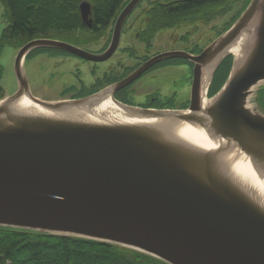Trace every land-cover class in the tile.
Masks as SVG:
<instances>
[{
	"label": "water",
	"instance_id": "obj_1",
	"mask_svg": "<svg viewBox=\"0 0 264 264\" xmlns=\"http://www.w3.org/2000/svg\"><path fill=\"white\" fill-rule=\"evenodd\" d=\"M143 1L130 0L122 9L101 54L47 38L19 49L16 92L0 101V228L106 243L165 264H264V201L221 161L222 154H236L264 179V109L258 101L264 86V0H250L199 55L158 54L120 82L84 98L50 102L32 94L25 70L31 53L60 50L88 62H107ZM79 10L82 24L91 28L90 3H81ZM239 44L243 48L236 53ZM229 57V74L210 96L216 73ZM171 59L194 67L187 109H142L116 100L118 91ZM23 98L51 115L15 110ZM104 100L140 123L60 116L90 112ZM160 122L187 127L215 150L170 136ZM260 189L264 193V183Z\"/></svg>",
	"mask_w": 264,
	"mask_h": 264
},
{
	"label": "trees",
	"instance_id": "obj_2",
	"mask_svg": "<svg viewBox=\"0 0 264 264\" xmlns=\"http://www.w3.org/2000/svg\"><path fill=\"white\" fill-rule=\"evenodd\" d=\"M90 3L93 27L82 24L79 6ZM130 0H0L4 7L6 28L0 36V54L7 48L19 50L38 38L54 39L88 47L109 38L115 19ZM250 0H144L148 7L147 20L141 29V42L151 44L157 35L181 25H204L214 21L231 2L240 3L226 31L242 14ZM135 31L132 33L134 35ZM108 42V39H107ZM138 44V42H137ZM53 50L41 49L30 54L27 61ZM129 57L136 51H128ZM227 70L223 74V65ZM232 64L229 57L218 69L210 95L215 94L226 80ZM3 69L0 65V79ZM223 74V75H222ZM104 84V83H102ZM95 90L82 89L81 95ZM67 94L63 93L61 96ZM77 95V94H75ZM0 87V98H4ZM0 264H165L150 256L122 247L73 237L44 235L0 228Z\"/></svg>",
	"mask_w": 264,
	"mask_h": 264
},
{
	"label": "rangeland",
	"instance_id": "obj_3",
	"mask_svg": "<svg viewBox=\"0 0 264 264\" xmlns=\"http://www.w3.org/2000/svg\"><path fill=\"white\" fill-rule=\"evenodd\" d=\"M240 3L231 2L228 7L221 10L214 21L209 24H185L177 28L160 32L153 40V49L151 54L160 53L172 48L198 52L201 51L221 35H218V31L223 30L226 26H228L231 19L236 14ZM143 7H146L145 3ZM6 26L7 21L4 16V7L0 4V36ZM101 43L104 42L101 41L100 43L90 45L87 48L90 51H96L102 46ZM124 45L127 47L131 45L127 38L124 42L122 41V46ZM140 48H142V46H140ZM18 51L19 50L17 49L7 47L0 54V65L3 69L2 77L0 79V87L3 89L5 97H9L14 94L17 89V81L14 75V61ZM139 51V53H141L142 50L140 49ZM121 55L125 58L123 65L132 66L136 63V57H129L128 53H118L115 58L121 57ZM115 58L110 64L114 63ZM76 64L80 69L79 73L78 71H75ZM107 66L108 64L101 65L100 69L104 70ZM227 67V65H223V74L226 72ZM25 70L32 94L41 100L50 102L60 101L63 99L61 91L65 86L69 85V83H74L75 78L73 77V74L78 73L87 86L92 84L95 78H97V75L94 77L91 74V71L93 70L92 66L87 64L84 66V64L78 62L77 60H69L63 56H58L57 54L52 53H42L31 58L26 62ZM156 75L157 80L152 82L150 81L148 84L144 83L148 90H145V88L142 90L138 88L140 91H138L137 94L157 90L159 94L164 97L169 96L175 90L178 92L180 99H183V87L186 86L187 91V88L190 87L189 83H185L182 80V77L185 75V68L176 66L175 68L161 70ZM141 85L142 83L138 84L137 87ZM3 99L0 98V101ZM136 100L141 101L142 99L137 97ZM258 101L264 109V86L260 91Z\"/></svg>",
	"mask_w": 264,
	"mask_h": 264
},
{
	"label": "flooded vegetation",
	"instance_id": "obj_4",
	"mask_svg": "<svg viewBox=\"0 0 264 264\" xmlns=\"http://www.w3.org/2000/svg\"><path fill=\"white\" fill-rule=\"evenodd\" d=\"M144 2V1H143ZM142 2V3H143ZM141 3V4H142ZM139 5L135 11L130 15L128 18L126 25L124 27L123 33H122V38L120 45L118 47V50L116 53L112 56L110 60L104 63H92L85 61L83 59H80L76 56H73L69 53H66L64 51L60 50H53L55 52H52V54H57L58 56H63L67 59H73L77 60L78 62H81L84 64V66L90 65L92 66L93 70L91 71V74L95 77L97 75V78H95L94 82L87 86L83 80L81 79L80 75L78 73L80 72V69L77 67V64L75 65V71H78V73L73 74V77L75 78L74 83H69V85L65 86L63 90L61 91V94L66 93L67 94L62 96V100H72V99H79V98H84L89 95L95 94L115 83L120 82L124 78H126L129 74H131L133 71H135L139 66L147 62L149 59L153 58L154 56L165 53V52H170V51H183L187 52L193 55H199L204 49L201 51H189L186 49H167L163 52L156 53V54H151L152 49H153V42L151 44H146L141 42V39L139 38L140 32L142 31L141 29L145 25V21L147 20V14H148V7H143L142 5ZM136 14V15H135ZM118 17V16H117ZM117 19V18H116ZM115 19V22H116ZM93 22V20H92ZM115 25V23H114ZM113 25V28H114ZM93 27V24H92ZM91 27V28H92ZM90 28V29H91ZM135 31L134 35L132 36V33ZM113 32V29H112ZM127 36V37H126ZM112 33L111 36L106 39H102L99 42H104L101 43L102 46L97 49L96 51H90L87 47H79L82 48L88 52L94 53V54H101L103 53L109 46L110 41H111ZM124 37V38H123ZM127 38L129 42L131 43L130 46H122V41ZM108 39V42H107ZM64 42V41H63ZM138 42V44H137ZM69 43V42H66ZM72 44V43H69ZM74 45V44H72ZM76 46V45H74ZM142 46V48H140ZM142 50L141 53H139V50ZM49 50V49H48ZM128 51H136V63L132 66H126L123 65V62H125V58L121 57L115 58V56L118 53H123L127 54ZM129 54V53H128ZM115 58L114 63L110 64L112 60ZM108 64V66L104 69L101 70L100 66ZM176 66L185 68V75L182 77V80L185 83H189L190 87H188V91L186 90V86L183 87V99H180L178 92L173 91L169 96H164L162 97L157 90L150 91V92H142L140 94H137L140 89L142 90L145 88V90L148 88L146 87V84L148 82H152L157 80V73L161 70L169 69V68H175ZM193 65L185 60L182 59H171V60H166L161 63L156 64L149 70H147L138 80L133 82L131 85L127 86L126 88L118 91L115 94L116 100H118L121 103H124L129 106L133 107H138L142 109H153V110H183L187 109L190 105V92H191V85H192V79H193ZM104 83V84H102ZM141 86L137 87L138 84H141ZM98 86L97 91L85 95H81L82 92L81 90L83 89H92L95 90V88ZM138 88H140L138 90ZM190 90V92H189ZM77 94V95H75ZM139 97L142 100L137 101L136 98Z\"/></svg>",
	"mask_w": 264,
	"mask_h": 264
},
{
	"label": "bare ground",
	"instance_id": "obj_5",
	"mask_svg": "<svg viewBox=\"0 0 264 264\" xmlns=\"http://www.w3.org/2000/svg\"><path fill=\"white\" fill-rule=\"evenodd\" d=\"M249 32H252L249 30ZM253 33V32H252ZM248 33H246L247 35ZM243 48V44H239L236 47L233 48V50L237 53H240ZM239 50V51H238ZM36 97V96H35ZM38 98V97H37ZM205 106L209 104L208 101H204L203 103ZM15 110L19 112L24 113H30V114H43V115H51L46 110L42 109L40 106L36 105L32 101L28 100L27 98H23L19 100V102L15 105ZM62 117H72L77 119H82L85 121H91V122H110L112 121H118L122 123H129V122H136L138 120L130 119L126 114L121 112L119 109H117L109 100H104L100 102V104L95 107L93 110L88 112L87 110H72L68 111L62 115ZM138 123H140L138 121ZM153 123V122H151ZM170 136L188 143L190 145H193L197 148L202 149L203 151L212 152L215 150V145L212 143H208L202 139L199 135L195 134L194 132H191L187 127L185 126H174L168 123H159ZM197 131V129H195ZM222 160L225 166L227 167L228 171L231 173V175L240 183H242L246 188L252 189L255 193H257L262 200L264 201V193L260 189V185L264 183V179H259V175L249 169L247 166H245L239 157L236 154H230L226 157H224V154Z\"/></svg>",
	"mask_w": 264,
	"mask_h": 264
}]
</instances>
